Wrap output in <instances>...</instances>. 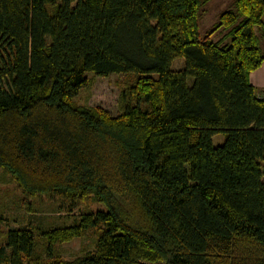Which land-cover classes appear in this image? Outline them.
<instances>
[{
  "label": "trees",
  "instance_id": "obj_1",
  "mask_svg": "<svg viewBox=\"0 0 264 264\" xmlns=\"http://www.w3.org/2000/svg\"><path fill=\"white\" fill-rule=\"evenodd\" d=\"M206 1L0 0V168L78 209L0 228V264H264V0L201 34ZM90 72L135 75L117 114L77 102Z\"/></svg>",
  "mask_w": 264,
  "mask_h": 264
},
{
  "label": "rangeland",
  "instance_id": "obj_2",
  "mask_svg": "<svg viewBox=\"0 0 264 264\" xmlns=\"http://www.w3.org/2000/svg\"><path fill=\"white\" fill-rule=\"evenodd\" d=\"M235 0H209L201 5V15L199 29L201 34L215 27L219 21L220 14L230 8H234ZM227 29L219 28L211 37L216 41L225 37ZM229 36L226 39L229 41ZM264 51V43L261 44ZM184 65L182 59H177L173 63L175 69ZM90 85L81 90L76 100L80 104L89 103L91 105H100L110 110L113 114L118 113V99L123 88L133 81L135 75L126 73H111L108 76H98L92 72L88 73ZM262 96L264 97V89ZM223 134L214 136L215 144L223 142ZM31 200L28 205V200ZM60 205L59 197L42 194L33 198L25 197L18 188L11 175L0 168V211L6 218L0 223V228L14 226H31L37 228H50L65 223L72 219L74 212L66 211V207L58 210ZM102 205H100L101 207ZM96 231L91 229L83 235L73 238L70 241L57 243L54 253L64 259H72L78 255L92 251L95 247Z\"/></svg>",
  "mask_w": 264,
  "mask_h": 264
},
{
  "label": "crops",
  "instance_id": "obj_3",
  "mask_svg": "<svg viewBox=\"0 0 264 264\" xmlns=\"http://www.w3.org/2000/svg\"><path fill=\"white\" fill-rule=\"evenodd\" d=\"M250 81L259 89H264V62L250 73Z\"/></svg>",
  "mask_w": 264,
  "mask_h": 264
}]
</instances>
